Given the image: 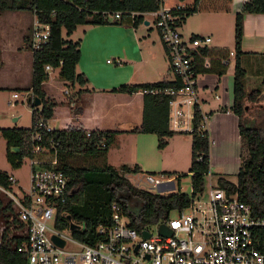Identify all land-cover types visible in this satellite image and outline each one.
Listing matches in <instances>:
<instances>
[{
	"label": "trees",
	"instance_id": "obj_1",
	"mask_svg": "<svg viewBox=\"0 0 264 264\" xmlns=\"http://www.w3.org/2000/svg\"><path fill=\"white\" fill-rule=\"evenodd\" d=\"M185 3V8L177 11L180 24L197 11L202 0H176ZM158 8L157 0H0V14L6 10L32 11L36 20L49 26V38L46 44L32 51V71L29 97H37L40 105L32 108L30 127L1 128L0 132L6 141V158L13 168H19L25 157L33 156V148L37 144L35 135L42 136L41 145L51 150L50 142L56 146L57 165L68 176L67 200L60 205L55 225L60 229H68L70 221L79 228L71 230L74 237L81 241L93 243L98 239L96 227L108 223L112 214L111 205L116 203L119 210L129 219V224L138 232L153 228L166 222L171 214L181 213L188 208L191 198L203 193L205 176L210 171L209 149L211 140L205 129L203 115L195 106L192 129L187 133L191 136L190 166L188 174L191 179L192 193L174 191L168 194L151 192L133 185L127 178L129 174L140 172L138 165L130 167L121 165L114 168L106 162L85 166L81 156L105 161V155L112 142L113 131H86L82 128L50 129L38 126L39 122L53 117L56 103L46 99L42 83L47 80V65L59 68V78L84 86L88 83L86 76L76 72L80 58V41L65 39L63 30L70 36L81 24H119L136 27L144 19L143 14ZM121 12L123 15L134 12V21L124 17L110 19L109 14ZM245 13L264 14V0H246L239 12L235 14L234 25V73H233V104L230 110L238 117L240 135V166L236 173L237 182L232 183L223 176H218L217 183L228 193H236L238 199L248 204L252 215L264 218V77L256 87L246 88V70L241 65V41L243 37V17ZM28 43V42H27ZM29 47V44L27 45ZM30 48V47H29ZM229 50L223 49L214 53L204 48L196 56L195 68L217 74L218 80L229 65ZM205 57L210 58L209 66L204 67ZM226 62V63H225ZM118 64V62H117ZM168 73L171 74L170 68ZM177 79L163 78L158 82L121 84L116 91L132 93L144 91L143 115L139 128L133 132L151 133L157 137V148H165L169 139L178 133L169 127L168 100L165 94L152 93L155 89L177 88ZM257 104L256 112L248 105ZM254 107V106H253ZM253 110V111H252ZM72 112L80 114V105L72 108ZM206 116V115H205ZM208 116V114H207ZM206 116V118H207ZM90 132V136H87ZM104 143V145L101 144ZM16 148L17 150H13ZM79 159L77 160L75 159ZM101 162V161H100ZM177 175L175 172H162ZM154 174V172H149ZM178 175L176 178H178ZM9 174L0 170V187L11 189ZM135 200L138 207L133 205ZM10 204L3 205L0 200V211L4 214L5 227L0 241V264H28L25 253L16 250L24 237L16 236L9 230L8 218L5 213ZM13 223L18 222L13 218ZM22 226V224H21ZM264 237V229L261 231Z\"/></svg>",
	"mask_w": 264,
	"mask_h": 264
},
{
	"label": "built area",
	"instance_id": "obj_2",
	"mask_svg": "<svg viewBox=\"0 0 264 264\" xmlns=\"http://www.w3.org/2000/svg\"><path fill=\"white\" fill-rule=\"evenodd\" d=\"M157 1L158 8L145 14L153 16V26L179 86L151 92L169 96L168 122L172 130H191L195 106L199 108L195 58L209 45L211 37L183 35L176 12L185 8V3ZM135 15L134 12L126 15L115 12L110 13L109 18L124 17L133 22ZM30 35V49H38L48 41L49 26L35 20ZM229 53L234 55L233 50ZM204 61V67H208L209 61ZM17 97L19 94L14 92L12 98ZM202 115L205 124L206 116ZM38 126L51 129L42 121ZM86 135L90 136V132ZM35 140L28 191L18 186L16 193L11 192L17 183L12 175L8 177L11 189L0 187L8 194V203L18 222L11 227L12 232L24 237L16 250L26 254L28 264H264V237L261 235L264 218L253 216L250 206L240 201L236 193H228L220 187L210 171L205 176L209 180L208 204L202 206L196 196L192 197L187 209L164 222L173 231L170 236L160 235L157 224L155 232L151 228L143 229L150 233L145 239L143 230L138 232L130 226L128 217L113 203L109 222L95 229L98 239L93 243L79 240L72 235L69 226L60 229L55 225L58 209L67 200L69 182L57 165L58 143L50 142L51 150L41 145L40 134L35 135ZM144 179L156 189L169 188L173 181L172 177L157 178L152 174H146ZM53 235L64 241L63 247L53 242Z\"/></svg>",
	"mask_w": 264,
	"mask_h": 264
},
{
	"label": "crops",
	"instance_id": "obj_3",
	"mask_svg": "<svg viewBox=\"0 0 264 264\" xmlns=\"http://www.w3.org/2000/svg\"><path fill=\"white\" fill-rule=\"evenodd\" d=\"M245 1L204 0L207 9L205 17L210 15L209 26L196 27V34H191L209 35L212 37V43V39L216 38L214 33L218 34L219 28H223V23H227L229 17L232 29L229 40L234 41L235 14L241 10ZM4 14L10 18L8 25L12 26L15 33H19L18 26L21 21V51L18 50L15 57L18 66L21 64V69L25 67L31 74L32 51L26 45L36 17L28 10H6L0 16L2 15L3 18ZM145 15L150 14H143V17ZM145 21L148 23L146 24ZM144 24L150 27V21L144 20ZM181 33L184 35L183 32ZM1 35L0 27V40ZM158 36H152L146 33V30L140 36L137 28L131 25H78L68 39L80 41V58L76 72L84 74L88 83L81 86L78 83L62 80L59 78V68L51 67L49 70H56L58 86L61 89L65 87L62 92L66 96L53 93L48 87L50 73L47 70L48 78L42 83V89L46 99L55 102L56 106L53 117L46 124L50 121L54 122L56 117H59L65 122L61 129L79 127L86 131L115 132L105 158V162L114 168H119L121 165L130 167L138 165L140 172L136 174L164 171L178 173L175 169L177 158L179 155H184V145L188 146L189 143L191 145V136L187 133L189 129L176 131L178 133L169 139L167 146L159 150L155 134L132 131L139 128L142 122L144 91L132 93L116 91L121 84L152 83L165 77L172 79L168 73L169 64L167 67L165 51ZM219 38L222 39L221 36ZM225 43L216 45L209 43L206 50L210 49L214 53L223 49L229 52L233 50L234 45L230 48L224 45ZM23 45L30 51L24 50ZM241 51L243 52L240 57L241 65L246 70V88L249 90L256 87L264 77V14H244ZM232 56L229 53V65L219 80L216 73L211 71L204 73L200 69L196 90L199 108L204 115L208 114L205 129L211 140L210 172L216 174L215 179L223 176L230 182L236 183V173L240 166L238 150L241 145L238 117L230 110L221 111V108H230L233 104L234 59ZM109 58H112L113 62H108ZM253 60L260 61L255 64L256 67L254 65V72L249 74L247 69L254 64ZM78 105L82 107V112L73 113L72 108ZM60 109L65 111L63 115L60 114Z\"/></svg>",
	"mask_w": 264,
	"mask_h": 264
},
{
	"label": "rangeland",
	"instance_id": "obj_4",
	"mask_svg": "<svg viewBox=\"0 0 264 264\" xmlns=\"http://www.w3.org/2000/svg\"><path fill=\"white\" fill-rule=\"evenodd\" d=\"M176 1V0H175ZM202 0L198 4V11L194 13L193 15H190L186 21L182 24L180 27V31L184 33V35H188L191 33L196 34V27H207L209 26V19L210 15L205 17L207 12L206 9V3ZM198 13V14H197ZM204 14V15H203ZM2 16V15H1ZM0 16V17H1ZM4 17L0 18V27L2 31L1 40H0V129L1 128H7V127H30L31 126V113L32 108L28 105V98L30 95V83H31V74L28 72L27 68L23 67L21 69V64L18 66L17 59L15 57V54L19 51H21V21L19 24V33H15L14 29L9 27L8 25V19L9 17L6 16V14L3 15ZM28 18V17H27ZM145 19L141 20L139 24L136 26L137 32L141 36L142 33L146 30V33H149L152 36L159 35L157 34L158 31L153 26V16L152 15H145ZM144 20L150 21V27L148 25L144 24ZM225 22V21H224ZM227 24V27H226ZM32 30V28H31ZM232 32L231 29V22H229V17H227V23H223V28L218 30V34L214 33V36L216 38L212 39V43L216 45L217 43H223L226 42L224 45H227V47L232 48L234 45V41L229 40V34ZM31 34V32H30ZM62 35L65 39H68V36L65 33V30H63ZM222 39H220V36ZM31 35L28 36V39ZM147 36V34H145ZM73 38V36H71ZM70 37V38H71ZM159 37V36H158ZM227 37V38H226ZM160 38V37H159ZM212 38V37H211ZM232 38V37H231ZM10 42H9V41ZM160 40V39H159ZM19 41V42H18ZM162 44V43H161ZM209 44V45H210ZM24 46V45H23ZM27 46V45H26ZM26 46H24V50L30 51ZM256 61V62H255ZM253 60L254 64L250 66V69H247V72L249 74H252L254 72V65L258 63L259 61ZM108 62H113L112 58H109ZM167 67H168V61L166 58ZM28 67V66H27ZM256 67V65H255ZM50 73V84L48 87L51 89L53 93H59L63 96H66L62 91L65 87L61 89V87L58 86V77H55L56 70L51 69L49 70ZM170 77H173L172 73L169 74ZM16 92L19 94V97L12 98V94ZM261 104H264V99H261L259 102ZM254 112H256V106L257 104H251L248 103ZM254 106V107H253ZM252 110V111H253ZM60 114L63 115V112H65L63 109H60ZM17 118V120H14ZM61 118V117H60ZM48 127L51 129H61V127H64L65 122L62 119H59V117H56L55 121L48 122ZM190 143L188 146L184 145V155H179L177 158V169L178 173L177 175L173 176V174L168 175V173H162V172H154L152 174L154 177L157 178H167L172 177L174 188L172 190L160 192L161 194H168L170 192L174 191H181L184 193H187L188 195H191L192 188H191V179L190 175L188 174V168H189V157H190V151H191V145ZM241 148L239 147V155H240ZM83 159V162L85 166L89 165H99L102 162L105 163L104 159L100 160L90 157H84L81 156ZM35 158H38L37 156ZM106 158V155H105ZM77 162L79 159H75ZM240 160V156H239ZM101 161V162H100ZM30 158L25 157L23 159V162L19 168H13L10 163L8 162L6 158V141L2 137L0 132V170L5 171L9 175H12L16 180L17 183L14 184L11 189V192L16 193L18 191V186L21 187L23 190L28 191L29 189V174H30ZM165 172V171H164ZM213 173V171H212ZM233 173V172H232ZM149 174V172H144L142 174H133L129 175L128 178L132 182L133 185L136 187H140L142 189L149 190L151 192L158 193V190L156 188H153L150 184H147L145 182V175ZM178 175H180L178 178H176ZM212 179H215V173L212 174ZM209 180L207 177H205V188L202 194L197 195L196 198L199 199L202 206H206L208 204V186ZM0 200L3 205H7L9 196L4 192V190L0 189ZM133 205L135 207H138L139 203L135 200L133 202ZM5 218H8L9 222V230H11V227L15 225L13 223L12 219L14 218L12 212L8 210L5 213ZM175 216L174 213L171 214V217ZM5 227V220H4V214L0 211V239L2 230ZM151 231L155 232V228H151ZM1 241V240H0Z\"/></svg>",
	"mask_w": 264,
	"mask_h": 264
},
{
	"label": "water",
	"instance_id": "obj_5",
	"mask_svg": "<svg viewBox=\"0 0 264 264\" xmlns=\"http://www.w3.org/2000/svg\"><path fill=\"white\" fill-rule=\"evenodd\" d=\"M145 23L147 24L148 22L147 21H145ZM28 101L29 102H33V104L35 105V106H39L40 105V100L37 98V97H29L28 98ZM14 120H17V118H15ZM13 150H17L16 148H13ZM170 183H171V186L169 187V188H159V189H157L158 190V193H160V192H164V191H168V190H172L173 188H174V183H173V181H170ZM69 228L71 229V230H73V229H76V228H78V225L77 224H75V223H73V222H71L70 221V223H69ZM158 232H159V234L160 235H163V236H170L171 234H172V229L171 228H169L166 224H164V223H161V224H159V226H158ZM142 235H143V237L145 238V239H147V238H149L150 237V233L148 232V231H146V230H143L142 231ZM51 239L53 240V242L56 244V245H58V246H60V247H63L64 246V241L63 240H61V239H59V238H57L56 236H52L51 237Z\"/></svg>",
	"mask_w": 264,
	"mask_h": 264
}]
</instances>
